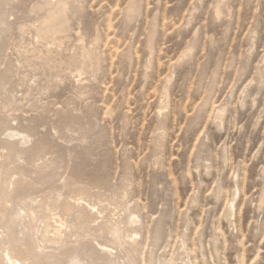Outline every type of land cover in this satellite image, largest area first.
I'll list each match as a JSON object with an SVG mask.
<instances>
[{"label":"rangeland","instance_id":"obj_1","mask_svg":"<svg viewBox=\"0 0 264 264\" xmlns=\"http://www.w3.org/2000/svg\"><path fill=\"white\" fill-rule=\"evenodd\" d=\"M8 257L264 264V0H0Z\"/></svg>","mask_w":264,"mask_h":264},{"label":"bare ground","instance_id":"obj_2","mask_svg":"<svg viewBox=\"0 0 264 264\" xmlns=\"http://www.w3.org/2000/svg\"><path fill=\"white\" fill-rule=\"evenodd\" d=\"M220 9V8H219ZM218 11V10H217ZM220 12V11H219ZM218 12V13H219ZM221 16V15H220ZM61 15L59 14V15H52L51 16V24L54 26L55 25V23H57L60 19H61ZM49 23V22H48ZM47 23V24H48ZM60 23V22H59ZM59 25V24H58ZM58 25H56V26H58ZM58 29V28H57ZM40 31V30H39ZM42 31V30H41ZM53 31H54V29L53 28H50V29H48V30H45L44 32H42V35L44 36V37H46V36H49V35H52V33H53ZM41 35V34H40ZM43 37V38H44ZM45 39V38H44ZM51 39V38H50ZM17 136H20V134H17ZM22 139L24 140L25 138L24 137H22ZM231 209V208H230ZM8 261H9V263L10 264H21L20 263V261H18L17 259H14V258H12V257H8Z\"/></svg>","mask_w":264,"mask_h":264}]
</instances>
